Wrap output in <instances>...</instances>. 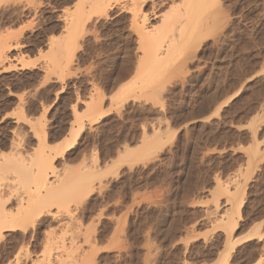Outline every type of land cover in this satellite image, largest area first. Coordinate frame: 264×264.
I'll use <instances>...</instances> for the list:
<instances>
[{
  "label": "rangeland",
  "instance_id": "1",
  "mask_svg": "<svg viewBox=\"0 0 264 264\" xmlns=\"http://www.w3.org/2000/svg\"><path fill=\"white\" fill-rule=\"evenodd\" d=\"M38 1L0 0V158L13 144L30 157L65 147L77 110L85 125L78 150L63 157L54 151L48 179L58 185L91 177L97 164L104 170L110 163V173L95 175L87 192L66 189L62 205L52 208L63 224L72 218L71 229L91 238L78 244L92 257L88 263L264 264V0L226 1L222 25L186 72L116 104L109 79L124 62L119 45L135 44L129 12L116 7L94 15L88 32L67 48L59 20L66 0ZM81 5L73 0L69 8ZM133 51L135 66L140 52ZM92 101L103 108L94 123L86 118ZM23 103L25 119L17 114ZM39 125L45 144L33 134ZM8 163L10 174L2 170L1 181L13 187L15 167ZM50 216L47 230L61 234L64 227Z\"/></svg>",
  "mask_w": 264,
  "mask_h": 264
},
{
  "label": "bare ground",
  "instance_id": "2",
  "mask_svg": "<svg viewBox=\"0 0 264 264\" xmlns=\"http://www.w3.org/2000/svg\"><path fill=\"white\" fill-rule=\"evenodd\" d=\"M30 1L33 4L36 3V0ZM77 1L79 2V4H83V6L89 5L87 3L84 5L85 2L90 3V8H81L83 7L81 5L80 8L79 6H77L76 8L71 9L69 8V5L73 2V0H66L64 2V7L68 8H65L62 11L61 16H59V20H61V22L63 23L62 30H64V41L66 42L67 48L72 45V42L74 44L75 40L78 39L77 37L83 30H86L88 32V30L86 29V24L87 22L89 23L94 15H107L109 11H112L116 7L122 8L121 10L124 9L123 11H128L129 13H127L130 14L129 23L130 27L132 28L131 30L135 34V41L133 40L135 44L133 45V42L127 39L128 41L125 43V45L123 41L124 46L119 45L118 55L123 56L122 60H124V62L120 64L122 68L119 75L114 78L110 75L109 79L111 89L116 91L115 96L111 94L112 96H110V100H112V102L114 103H119L121 101L128 100L131 96H134L136 98V93H139V91L142 92L143 90H145V88H148V86H151L153 83V87L155 88L157 83L161 84L163 81L172 78L174 74L177 75L176 73L180 74L186 69L188 70V61L194 59V57L197 56L196 54L198 50L202 47L203 44H205L210 33H212L215 28L218 29V25H222L221 20L223 18L221 17L220 13H222V7L224 6L223 4L228 0ZM38 2L41 1L39 0ZM36 4L38 5V3ZM164 5L170 6L168 7V11L161 12V9H163ZM126 22L127 18L124 17L121 20L122 31L124 34V28L127 24ZM128 32L127 34L129 36ZM214 41L216 43V40ZM133 49H137L138 52H140V55H137V60H135V66L132 65L134 63L131 60L132 58L130 59V57L132 56V52H134ZM4 60L5 59L0 53V64L4 62ZM132 73L134 74L132 75ZM129 76H133L130 82H128V80V83L124 82L126 79H128ZM177 77L179 76L177 75ZM215 98L212 97V100H214ZM25 105L26 104L24 103L21 104L19 110L20 113H17L19 114V117L21 119L27 118ZM102 109L103 108L100 103L95 101L90 102L88 111L86 112V118H89L91 123L98 121L103 116ZM74 112L76 114L74 122V124L76 123V127L75 125L72 126L73 124L71 125V139L70 141H67L68 144H66L65 147L61 148V146H59L60 149L55 148L48 150L44 148L40 155L35 153L30 157V154L28 155L27 153V156H25L26 153L24 155V153L19 150V147H21L19 145L21 144H16L17 146L15 147L13 144L12 148L10 146L11 154L9 153L10 155H8L7 157H3L2 155V157L0 158V247L2 243L7 242L5 243L6 250L4 251V253L0 252V259L8 260L9 258L10 260V258H13L12 261L8 264H29V262L34 257L33 253L35 254V251H32V246H34V248L37 250L36 257L34 258L35 261H31L33 264H89V260L92 259L90 254L84 253L85 251H79V249L81 250L82 248H79L78 244L80 243V239L84 238L85 235L82 236V234H80V230V232H75L76 230H72L75 228V226L73 227V224L71 222L73 221L72 218H69L71 219L69 220L71 225H68L69 223H67L66 226L59 219V210L56 209L57 212H52V208L54 206L60 207L62 205V202H64V196H67L66 194L64 195L66 189L70 190L72 187H79L78 191L81 194H84L89 188H91L90 186H92V179L95 175V177H100L110 173V163L109 165L107 164L104 170L98 169L100 167L97 164L96 168L94 167L96 171L91 172V177L80 175L78 177H74L75 179H71L72 177L69 175L71 178L67 177V180L63 179L64 181H60L58 185H56L55 183L54 185L53 182L51 183L49 181L48 176L50 175V170H54L50 168V166L58 157V155H54L53 152L59 150L57 154L63 157L65 153L69 151L71 152L73 149L78 150L76 149L77 141L82 134L85 125L82 122L83 120H79L81 116L77 114V110H74ZM34 129L35 133L33 134H36L39 138V141L44 142L45 144V127L43 125H39ZM167 131H169V129H167ZM157 133L160 134L159 131H157ZM145 136L146 135L144 134L142 144H144L145 139L149 137ZM152 137L151 139H153ZM128 150V147L125 148L123 155H128V152L131 151ZM145 151L146 153H148V151L150 152V149ZM130 154L132 153L130 152ZM8 161L10 163H14L10 165L9 170L12 169L11 166L15 167L14 169H12L14 170V172L12 171L13 173H11L14 174L15 178H13V180L11 179V181H13V184L12 182L10 183L13 185V187L5 185L7 183L3 184V180H5L6 174H3L1 172L2 170L4 172H6L5 170H8L7 167L6 169L4 168V166H6V162L8 163ZM2 167L4 169H2ZM8 173L10 174V171ZM2 174L5 176V178L2 177ZM1 177L3 178L2 181ZM9 178H12V176ZM15 182L18 183L16 184ZM19 182L20 184H22L20 185ZM46 215H51L50 217L52 218V220H54V222H58L60 226H62L61 228L64 227L61 234L60 232L59 235L54 233L55 230L53 229L52 230L54 232H49V230H47L51 226V219L45 218ZM74 222L75 220L73 221V223ZM30 228L32 230L31 234H29ZM235 228L236 225H233L231 229L232 232H234ZM89 239L91 238L85 236L83 240L84 242L88 243ZM229 240L230 239H228V241ZM88 247H90V245ZM94 250L96 251V249Z\"/></svg>",
  "mask_w": 264,
  "mask_h": 264
}]
</instances>
